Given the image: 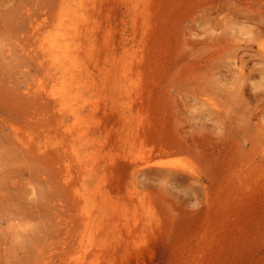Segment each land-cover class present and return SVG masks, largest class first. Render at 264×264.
<instances>
[{
  "label": "rangeland",
  "instance_id": "rangeland-1",
  "mask_svg": "<svg viewBox=\"0 0 264 264\" xmlns=\"http://www.w3.org/2000/svg\"><path fill=\"white\" fill-rule=\"evenodd\" d=\"M62 1L0 0V264H264V0Z\"/></svg>",
  "mask_w": 264,
  "mask_h": 264
},
{
  "label": "bare ground",
  "instance_id": "bare-ground-1",
  "mask_svg": "<svg viewBox=\"0 0 264 264\" xmlns=\"http://www.w3.org/2000/svg\"><path fill=\"white\" fill-rule=\"evenodd\" d=\"M73 0H63L61 5L66 2H71ZM76 6L77 3L73 2ZM79 4V3H78ZM81 4V2H80ZM79 4V5H80ZM62 11L59 13L61 14L60 18L58 19V25L56 26L57 29L61 28L62 23L64 22L63 18V10L64 7H61ZM68 32H65V34L60 33H54L47 34L42 36L38 40V48L41 53L42 58L46 62V68L45 72L50 73L49 77L53 78V80H60L61 83H65L63 79L68 78L67 75H71L70 70L76 71L75 69L78 66V59H77V50L76 47L71 42V36H66ZM48 66H52L51 68H48ZM53 71V72H52ZM42 85L39 84V87ZM54 92V90H52ZM54 98H56L59 101H64L65 97L68 95L67 90L65 88H61V91L56 93H52ZM72 116L77 119V113L71 109ZM151 165L146 164L145 168H149V172L153 175H158V172H161L159 170L151 169ZM153 168V167H152ZM147 171V170H146ZM148 172V171H147ZM148 174V173H147ZM160 174V173H159Z\"/></svg>",
  "mask_w": 264,
  "mask_h": 264
}]
</instances>
